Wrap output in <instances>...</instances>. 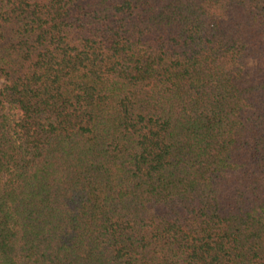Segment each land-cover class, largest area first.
I'll list each match as a JSON object with an SVG mask.
<instances>
[{"label": "trees", "instance_id": "16d2710c", "mask_svg": "<svg viewBox=\"0 0 264 264\" xmlns=\"http://www.w3.org/2000/svg\"><path fill=\"white\" fill-rule=\"evenodd\" d=\"M0 264H264V0H0Z\"/></svg>", "mask_w": 264, "mask_h": 264}]
</instances>
